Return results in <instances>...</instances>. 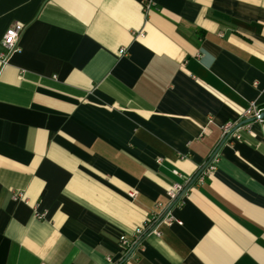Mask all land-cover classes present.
I'll list each match as a JSON object with an SVG mask.
<instances>
[{
  "label": "crops",
  "instance_id": "obj_1",
  "mask_svg": "<svg viewBox=\"0 0 264 264\" xmlns=\"http://www.w3.org/2000/svg\"><path fill=\"white\" fill-rule=\"evenodd\" d=\"M14 25L0 264H264V123L238 126L264 117V0H0Z\"/></svg>",
  "mask_w": 264,
  "mask_h": 264
},
{
  "label": "built area",
  "instance_id": "obj_2",
  "mask_svg": "<svg viewBox=\"0 0 264 264\" xmlns=\"http://www.w3.org/2000/svg\"><path fill=\"white\" fill-rule=\"evenodd\" d=\"M24 27L22 25H14L10 27L8 30H6L5 35L2 39V47L4 49V53L0 56V64L1 67L4 66L7 63V60L11 54H13L17 50V42L20 39L22 33H23ZM122 52V51H121ZM120 52V53H121ZM263 115V109H259L254 105H251L249 109H247L242 117L243 119H253L255 122L264 123V117ZM232 128V125L227 124L222 127V138L226 139L228 134L230 133V130ZM213 159L211 158L210 162L207 164L208 169L212 170L213 168ZM185 190L183 189L182 185L174 184L170 191L168 192V196L171 200L176 199L178 195L181 193L183 194ZM20 196V195H17ZM21 197V196H20ZM152 221V219L147 220L144 227L148 226V224ZM169 222V221H168ZM140 228L136 231L134 238H137L139 235H141L144 232L145 228ZM120 245L123 247L124 250H128L130 247L129 241L125 237H121L119 239ZM108 261H110L108 259Z\"/></svg>",
  "mask_w": 264,
  "mask_h": 264
},
{
  "label": "water",
  "instance_id": "obj_3",
  "mask_svg": "<svg viewBox=\"0 0 264 264\" xmlns=\"http://www.w3.org/2000/svg\"><path fill=\"white\" fill-rule=\"evenodd\" d=\"M251 122H254V120L253 119H244L241 123H239L238 126H242V125H245V124H248ZM198 175H199V173H198Z\"/></svg>",
  "mask_w": 264,
  "mask_h": 264
},
{
  "label": "trees",
  "instance_id": "obj_4",
  "mask_svg": "<svg viewBox=\"0 0 264 264\" xmlns=\"http://www.w3.org/2000/svg\"><path fill=\"white\" fill-rule=\"evenodd\" d=\"M179 196V195H178Z\"/></svg>",
  "mask_w": 264,
  "mask_h": 264
}]
</instances>
